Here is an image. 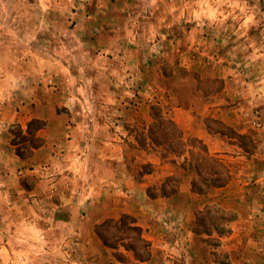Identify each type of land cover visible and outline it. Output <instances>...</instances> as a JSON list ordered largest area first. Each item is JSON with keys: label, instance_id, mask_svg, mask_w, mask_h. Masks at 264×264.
Listing matches in <instances>:
<instances>
[{"label": "rangeland", "instance_id": "obj_1", "mask_svg": "<svg viewBox=\"0 0 264 264\" xmlns=\"http://www.w3.org/2000/svg\"><path fill=\"white\" fill-rule=\"evenodd\" d=\"M151 21L167 26L159 44L151 41L155 33ZM137 30L140 39L134 37ZM160 69L163 79L158 77ZM72 93L79 100L74 102ZM73 103L79 114L68 116ZM97 106H119V110H97ZM152 106L169 118V108H190L194 129L213 130H209L213 144L225 150L217 155L233 174L225 189L197 194L188 209L181 197L171 195L176 202L171 217H195L193 229L197 212L210 202H220L233 216L226 224L229 233L221 237L214 232L195 234L182 263L264 264V0H0V264L110 262L109 253L91 237L86 244L79 241L80 224H58L52 239L45 235L47 230L35 227L48 222L44 218L48 219L51 202L62 206L55 209L57 218L95 216L103 202L114 203L115 197L103 191L106 183L107 189H116L119 178L130 174L141 182L146 172L154 170L151 159L173 158L163 146L143 148L126 141L120 144L124 157L110 168L97 157L100 149L94 144L87 160L77 162L75 171L67 169L66 138L72 124L115 122L116 130L110 125L102 133L132 137L133 142L147 135ZM34 113L51 122L43 138L53 140L48 146L56 153L46 151L39 160L15 164L11 140L20 129L19 121ZM213 120L247 138L214 133L228 131ZM185 133L187 139L196 138L194 130ZM20 171L27 175L21 177ZM69 172L76 177H67ZM171 177L183 181L180 173ZM37 179L46 184L38 189L47 208L30 195L29 190L39 186ZM161 180L155 174L143 179L155 183L149 189L155 195L162 194L156 191ZM97 192L103 193L100 202L90 205ZM70 201L74 207L69 212ZM155 216L145 208L133 217L146 222ZM172 227V234L178 229L191 238L189 229ZM112 232L107 236L114 242ZM127 242L116 241L118 253L109 248L113 258L122 254L128 261L120 252Z\"/></svg>", "mask_w": 264, "mask_h": 264}, {"label": "crops", "instance_id": "obj_2", "mask_svg": "<svg viewBox=\"0 0 264 264\" xmlns=\"http://www.w3.org/2000/svg\"><path fill=\"white\" fill-rule=\"evenodd\" d=\"M115 3V2H114ZM117 4H115L116 6ZM100 7V6H99ZM139 22L140 21L137 20ZM150 23L153 24V28L155 33L151 34V41L155 42V44H159L162 41V36H164V28L167 26H164V24H159L155 21H151ZM167 25V24H166ZM140 28V27H139ZM140 30L136 31L135 38L138 37L140 39ZM153 37V38H152ZM184 54V53H183ZM158 77L160 79H163V72L160 69L158 72ZM114 99L117 98V96L113 97ZM79 100V97H77V94L72 93V100L75 102L76 100ZM26 106V105H25ZM214 104H211L210 107H213ZM68 107V105H67ZM66 107V108H67ZM85 107V106H84ZM98 107H103V109H110L112 112H117L119 110V106H97L96 109L98 110ZM26 109V107H23ZM67 114L69 115H75V113L79 114L78 107L76 103L71 104L67 108ZM169 108V116L170 118L178 125V127L182 130L184 135H186L185 132H189L194 130V137L201 140L207 147L209 148V151L211 153L215 154H222L224 153L223 150L217 148L216 145L213 144V138L212 134L209 131V129H206V126L198 127L197 129H194V120L193 117H191V113L193 112L190 108L185 107H173L171 110ZM209 109V107L207 108ZM29 112V110H28ZM59 112V111H58ZM41 115V114H40ZM26 118V116H23ZM148 117L151 119L152 114L147 113V119ZM43 119L44 117L39 116V114H33L31 116H27V119L24 121H19V124L24 131L27 128V124L32 119ZM22 119V118H21ZM46 121L47 128L50 126V123L48 122V119H44ZM118 122V120H116ZM153 121V118H152ZM98 123V124H97ZM97 123H90L88 121H77L74 124H72L70 133L67 135L66 142L67 147H69L68 150H66L67 156H69L70 162H68L67 166H69L67 169L70 171H75V167L77 165V162L80 160H87V156L90 154L89 146H93L96 144L99 146V154L97 157H100L104 162H107L108 166L110 168L116 167V161H121V158L124 157L123 153L120 152L121 143H125L126 141H130L129 143L138 144L137 140H131L132 137H129L128 140L125 138L122 139L119 137L118 134H114V136L106 137L105 133H102V130L104 127L111 128L110 125H113L114 130H116L117 126L116 123L111 122H97ZM152 123V122H151ZM150 121L147 122L145 129H148L150 126ZM97 124V126L95 125ZM116 126V127H115ZM53 125L51 126V128ZM131 127V126H130ZM96 129V130H95ZM245 132V131H242ZM90 133V134H89ZM40 137L44 136V129L40 130L38 132ZM186 138V136H185ZM44 139V138H43ZM45 144L40 147L39 149L34 150V153L29 159H22L20 158L16 153L13 156V162L16 164L17 162H20L21 165H26L28 160H39L41 155L45 153L46 151H52V153H56L55 150L52 148H49V144L52 145L53 140L48 141L47 138L44 139ZM147 145L150 146V140L148 139ZM88 148V149H87ZM151 148V147H150ZM56 155V154H55ZM52 156V154H50ZM57 156V155H56ZM222 156V155H221ZM174 159V158H172ZM172 159H164L163 156H156V158L153 160H150L151 167L154 168L153 171L150 173H145V175L142 178V181L139 182L135 176L125 175V178H119L117 185V188L120 186L122 187L120 191L116 192V189L114 188H108L107 189V183L106 186L103 187V191H105L107 194H111L109 196L115 197L114 203H102L101 206H99L98 210L99 212L95 214V216H81V218H76L69 215L64 216V218H57L55 217V209L62 207L61 204L57 203H49L48 208L46 207L44 202V199H42V190L38 188H43L46 186L45 182L43 180L36 181V184L39 185L38 187H33L30 191V195L37 197L35 202L37 204L40 203V206H43V208H47L48 213V219H45V221L48 222H39V225L37 224L35 228L37 230L39 228H44V230H47L46 236L49 239H52L53 233L55 232V228L58 224L64 225L66 227L72 226L75 224H80L82 227H79V241L83 242L84 244L87 243V238L91 237V239L95 240L98 247L103 249L105 252L109 253L108 260L110 261L108 264H184L182 263V258L185 259V250L188 242L195 241V233L193 229V222L194 218H175L171 217L173 212V204H175V197L172 196H163L162 194L156 195L155 197L151 196L149 194L150 187H153L155 183L153 182H144L143 179H146L147 177H153L155 174L156 177L162 178L161 182L157 184V192H159L162 187V185L165 183V180L174 174L180 173L183 176V181H181V184L178 188V191L176 193L177 196L181 197V203L183 208H190V202H192L193 198L197 196L192 191V181L195 177V171L192 169V166L189 164V162L186 163V168H182V162L185 160L184 158H176V162H172ZM182 159V160H181ZM223 159V158H222ZM181 160V162H180ZM224 160V159H223ZM224 162L228 165V163L224 160ZM157 165V166H156ZM230 168V167H229ZM231 169V168H230ZM193 170L191 173L190 171ZM111 172H114L113 169H110ZM22 173V176L27 175V171H20ZM232 172V171H231ZM187 175V176H186ZM233 175V174H232ZM8 176V175H6ZM68 176L76 177L75 175H72L71 172L67 174ZM185 177V179H184ZM114 179V178H113ZM114 184L113 182H111ZM122 183V184H119ZM109 186V185H108ZM227 186L223 188H216L212 190H223ZM49 194L52 195L51 187H48ZM58 188L55 190L57 192ZM118 190V189H117ZM104 193V195H107ZM209 194V193H208ZM207 194V195H208ZM85 195V194H84ZM103 195L102 192H97V195H93L92 201L90 202V205H93L95 201L97 203L100 202V198ZM115 195V196H114ZM68 196V194H67ZM117 196V197H116ZM199 196V195H198ZM140 199V200H137ZM107 200V196L103 198V201ZM216 203H220L215 201ZM69 204V203H67ZM144 204V205H143ZM95 205V204H94ZM74 204L70 201L69 206H66V209L69 210V212L73 209ZM148 208L152 213H154L158 217H153L149 221L144 222L143 220L138 218L139 221H137V224L143 229L144 232V238L147 239L151 243L150 247V256L147 259L139 260L137 259L132 252L126 251L123 247V250H120V252H124L126 257L128 258V261L122 260L119 261L116 258H113V251L112 254L109 252V247L107 248L99 236L96 233V226L103 223L107 219H119L123 214H127L130 216H134L135 218L139 215V211ZM46 210V209H45ZM194 209L192 210V213L194 214ZM138 212V213H137ZM76 218V219H75ZM178 225L181 228H186V230L189 229V235L188 237L184 232H179L178 229H175L174 234L170 232L172 230V226ZM41 226V227H40ZM44 232H39L40 235H42ZM67 237H70L67 233H65ZM193 239V240H192ZM111 251V250H110ZM115 253V251H114ZM195 254V253H194ZM191 258L193 259V252L191 253Z\"/></svg>", "mask_w": 264, "mask_h": 264}, {"label": "trees", "instance_id": "obj_3", "mask_svg": "<svg viewBox=\"0 0 264 264\" xmlns=\"http://www.w3.org/2000/svg\"><path fill=\"white\" fill-rule=\"evenodd\" d=\"M153 122L147 129V135L142 134L146 141L142 138H136L140 147L147 146L148 139L150 144L155 148L165 147L172 154V162H176V158H184L182 168H186V163L189 162L195 171V177L192 181V191L198 195H207L210 190L216 188H223L227 186L232 178V172L224 160L217 154L209 151L207 145L197 138H185L184 133L178 125L169 117H167L163 110L157 106H152ZM214 123L226 129L214 131L221 135L227 136L231 139L245 140L247 136L237 134L233 129L228 128L220 121L213 120ZM46 123L39 119H32L27 124V130L24 131L21 127L17 134H14L11 140L12 145L16 148V154L22 158L31 156L34 150L39 149L45 143L44 139L39 136L38 132L45 129ZM209 130L213 131L212 129ZM243 148L244 143L241 142ZM246 149V148H245ZM26 151L28 154H25ZM168 159V156H163ZM151 171V170H150ZM146 172V173H150ZM182 179L176 177H169L160 188L163 196H171L177 193ZM172 182H176L174 188L167 191ZM155 197V194L149 193ZM233 216L230 215L220 204L210 202L206 204L203 210L196 214L194 233L197 235L211 236L214 233L223 236L229 233L226 224L232 221ZM113 229L111 238L113 240H128L123 248L132 252L139 260H144L150 256L151 243L144 238L143 229L137 224V220L130 215L124 214L118 220L107 219L102 224L96 227V233L106 247L115 250V253L120 244L116 241L112 242L107 236V232ZM115 258L122 261L124 258L122 254H115Z\"/></svg>", "mask_w": 264, "mask_h": 264}]
</instances>
